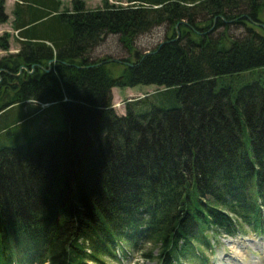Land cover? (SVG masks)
<instances>
[{"label": "trees", "instance_id": "obj_1", "mask_svg": "<svg viewBox=\"0 0 264 264\" xmlns=\"http://www.w3.org/2000/svg\"><path fill=\"white\" fill-rule=\"evenodd\" d=\"M127 2L73 0L65 13L58 0H17L22 47L0 60V114L57 107L63 126L42 123L23 143L0 127L13 136L0 143V264H105L123 242L149 244L145 262L205 264L211 236L264 234V30H254L264 0ZM230 25L243 35L232 39ZM160 26L171 36L113 62L116 77L97 65L109 58H91L109 35L132 52ZM139 85L157 90L118 116L112 89Z\"/></svg>", "mask_w": 264, "mask_h": 264}, {"label": "rangeland", "instance_id": "obj_2", "mask_svg": "<svg viewBox=\"0 0 264 264\" xmlns=\"http://www.w3.org/2000/svg\"><path fill=\"white\" fill-rule=\"evenodd\" d=\"M4 1V13L7 16L5 23H0V60L3 58H10L16 56L21 51V38L18 35V31L15 30V6L17 0H3ZM61 3L60 12H71V4L73 0H58ZM84 2L87 9H97L103 6L104 1L108 4L116 7H126L131 5L127 0H80ZM259 19L264 25V9L259 13ZM222 29L217 30L221 32ZM254 30L263 34V31L254 26ZM243 28L239 26L230 25L227 30L228 35L235 39L243 35ZM171 29L166 26H160L153 29L150 33L140 36L133 47L132 52H128L122 44L119 42L117 35H109L106 39L94 49L91 58L93 61H98L104 58L114 59L121 62L122 59L130 58L134 60V52H137L139 56L145 55L153 51L159 44L165 41L171 36ZM179 35L181 32L178 30ZM177 37V36H176ZM175 37V38H176ZM3 44H6V48H3ZM14 60V59H13ZM107 70L116 77L122 70V65L108 63L106 65ZM263 71V73H262ZM256 71V76H258ZM264 74V70L260 71ZM248 76L247 74H245ZM244 76V74H243ZM227 81L233 87H241L240 77L227 76ZM157 90L156 86L139 85L134 88H114L112 90V108L118 116H124L126 113V104L128 102H134L136 100L147 97ZM150 101V100H148ZM33 102V101H31ZM36 103V102H34ZM38 104V103H36ZM39 105V104H38ZM40 105V107H46ZM32 106V104H31ZM34 106V104H33ZM36 106V105H35ZM29 107V106H27ZM21 105L13 108H8L0 114V127H11V132L14 137L17 136L18 143H23L26 138L33 136L38 128L44 124L45 127L55 129L63 126L62 118L60 117L59 110L57 107H52L43 113L32 115V109H28ZM31 108V107H30ZM37 109V106L34 110ZM39 110V109H38ZM27 113H31L27 115ZM27 117V122L22 125L23 122L14 125L16 120ZM22 125V126H21ZM13 136H6L0 134V143L9 145L10 140ZM243 230L245 233L238 234L235 237L225 239L221 236L218 239H214L211 236L212 243L215 244L212 247V253L209 251L206 253L208 258L207 264H264V235L255 234L250 229L244 226ZM216 238V237H215ZM124 245V246H123ZM130 245L123 242L117 248L118 254L121 255L119 261H111L104 257L105 264H157L155 261L145 262L142 260L141 254L150 248L149 244H144L141 247V251H134L129 247ZM116 250V251H117ZM156 255V251L153 252ZM220 260H223L220 262ZM197 264V263H195Z\"/></svg>", "mask_w": 264, "mask_h": 264}, {"label": "water", "instance_id": "obj_3", "mask_svg": "<svg viewBox=\"0 0 264 264\" xmlns=\"http://www.w3.org/2000/svg\"><path fill=\"white\" fill-rule=\"evenodd\" d=\"M242 18H244V16H240V17L237 18V19H242ZM214 22H215V20H214ZM233 22H234V20H231V21H228L227 23H233ZM254 25L257 26V27H259V28H262V29L264 30V25H263V24L255 23ZM178 26H179V23L176 24V26H175V30H176V32H177V37H176L174 40H172L173 42H174V41H177L178 38H179ZM212 29H213V28H212ZM140 57H141V56H139L137 52H134V57H133V58H134L135 61L139 60ZM54 61H55V60H52V61H50V62L48 63V69L46 70V73H49V72H50L51 65H52V63H53ZM113 62H118V61H116V60H114V59H108V60H104V61L99 62L97 65L99 66V65H102V64H108V63H113ZM118 63L123 64L122 62H118ZM15 64H18V61H17L16 59L12 60V66H13V67H14ZM22 69H23V68H20L18 75L21 73V70H22ZM24 70H25L26 72H28L27 69H24ZM28 73L31 74L32 71H31V72H28Z\"/></svg>", "mask_w": 264, "mask_h": 264}, {"label": "crops", "instance_id": "obj_4", "mask_svg": "<svg viewBox=\"0 0 264 264\" xmlns=\"http://www.w3.org/2000/svg\"><path fill=\"white\" fill-rule=\"evenodd\" d=\"M112 90H113V89H112ZM27 104H29V105H31V104L33 105V104H34V106H35V105H37L36 103H34V102H31V101H30L29 103H27ZM39 108H40V110H42L43 108H46V107H42V108H41V107H39Z\"/></svg>", "mask_w": 264, "mask_h": 264}, {"label": "flooded vegetation", "instance_id": "obj_5", "mask_svg": "<svg viewBox=\"0 0 264 264\" xmlns=\"http://www.w3.org/2000/svg\"><path fill=\"white\" fill-rule=\"evenodd\" d=\"M15 65H16V64H15ZM15 65H14V66H15ZM22 70H23V69H22ZM27 73H28V72H27ZM28 74H29V73H28Z\"/></svg>", "mask_w": 264, "mask_h": 264}, {"label": "built area", "instance_id": "obj_6", "mask_svg": "<svg viewBox=\"0 0 264 264\" xmlns=\"http://www.w3.org/2000/svg\"><path fill=\"white\" fill-rule=\"evenodd\" d=\"M18 33V32H17Z\"/></svg>", "mask_w": 264, "mask_h": 264}]
</instances>
